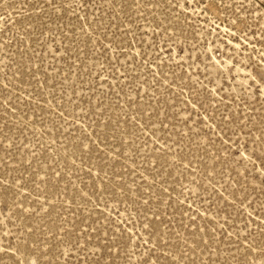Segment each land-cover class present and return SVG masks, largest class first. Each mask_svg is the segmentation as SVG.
Returning a JSON list of instances; mask_svg holds the SVG:
<instances>
[{
    "label": "rangeland",
    "instance_id": "374dc122",
    "mask_svg": "<svg viewBox=\"0 0 264 264\" xmlns=\"http://www.w3.org/2000/svg\"><path fill=\"white\" fill-rule=\"evenodd\" d=\"M0 264H264V0H0Z\"/></svg>",
    "mask_w": 264,
    "mask_h": 264
}]
</instances>
